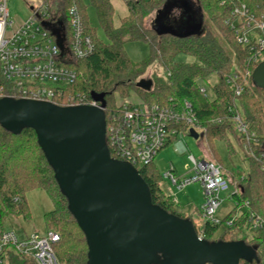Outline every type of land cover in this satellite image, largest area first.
I'll return each instance as SVG.
<instances>
[{"label":"trees","instance_id":"16d2710c","mask_svg":"<svg viewBox=\"0 0 264 264\" xmlns=\"http://www.w3.org/2000/svg\"><path fill=\"white\" fill-rule=\"evenodd\" d=\"M60 1L65 13L72 5H77L84 32L92 38L95 47L87 57L71 63L77 78L68 87L67 93L86 94L90 100L93 92L104 93L108 125L110 113L116 108L117 93L123 98L138 93L146 102L160 105L171 104L170 99L189 101L196 111L198 122L206 129L205 138L215 159L217 151L214 139L228 138L229 131L236 136L249 162V170L234 175L233 179L238 181L240 187L239 193L234 195L235 200L240 205L249 201L251 209L264 219V89L256 86L252 79L245 82V73L250 71L252 75L258 64L247 63L249 50L238 42L236 31L232 28V22L236 19L235 10L243 4L250 13L264 20V0H197L201 14L208 15L215 32L209 27H202L200 34L186 37L159 35L144 23L148 15L168 0H126L129 14L121 19L118 27L114 24L115 8L111 0H88L89 4L84 0ZM90 5L97 11L107 41L98 37L97 30L90 23L87 12ZM180 9L183 11L185 8ZM180 13L176 16L178 22ZM66 27L70 32L68 17ZM128 41L148 43L150 54L141 61L132 60L125 49ZM180 53L192 56L194 61H178ZM157 60L166 78L160 81L153 79L151 90L139 88L136 83ZM233 70L241 75L239 83L244 90L240 94L227 81ZM212 74L217 76L218 81L212 86L214 97L208 98L200 92L198 83ZM57 104L68 105L67 97L58 99ZM237 114L242 115L247 123L250 135L254 134L249 139L248 149L244 148L247 139L236 130L234 117ZM139 172L148 183L155 203L170 213L186 218L175 199L164 190L163 174L159 173L155 160L140 167ZM34 189L46 191L54 202V208L45 214V219L47 231L53 230L59 235V240L54 244L59 260L63 264H87L89 248L85 233L68 208V200L62 194L54 171L38 144L36 132L25 128L21 133L14 134L0 125L1 217L22 216L30 219L26 194ZM195 227L199 232L196 224ZM221 227L205 223L201 228L203 237L210 241L241 240L244 219L222 232ZM245 241L259 250L264 242V231L257 238ZM9 264L36 263L12 252Z\"/></svg>","mask_w":264,"mask_h":264},{"label":"built area","instance_id":"2783aa9c","mask_svg":"<svg viewBox=\"0 0 264 264\" xmlns=\"http://www.w3.org/2000/svg\"><path fill=\"white\" fill-rule=\"evenodd\" d=\"M235 14L232 28L236 31L238 42L249 50L247 63L259 64L264 61V20L250 13L245 4L237 8ZM67 17L70 32L66 27ZM54 32L64 38L63 47ZM94 48L92 38L84 32L82 15L77 5H72L65 13L63 8L52 10L48 2L40 1L29 19L16 24L10 19L7 0L0 1V98H26L57 104L58 99L67 97L68 105H100L93 98L90 100L86 94L67 93L68 87L77 78V72L71 67V63L87 57ZM251 76L250 71L245 73V82ZM240 78L241 75L236 70L227 77L237 94L244 90V86L239 83ZM198 84L200 92L211 98L209 89L212 90V85L209 80L200 79ZM170 101L169 105H160L148 103L136 95L117 97L116 108L110 113V122L107 124V142L111 155L130 162L139 170L152 163L181 133L191 134V129L197 132L198 128L205 132V127L198 122L196 111L189 101ZM234 121L237 132L247 139L244 148L248 149L249 139L254 134L250 135L242 115H235ZM177 146L182 151L187 150L181 141ZM189 162L190 168L181 175L175 172L172 164L163 174V179L168 180L169 189H183L196 183L202 187L204 201L200 208L203 219L201 228L208 222L228 229L234 227L235 222L244 219L240 239L250 241L260 236L264 231V219L251 209L249 201L241 205L236 201L231 211L223 217L218 216L224 202L221 193L229 188L222 164L211 157L198 159L193 154L189 155ZM234 184L231 194L233 199L240 191L238 181ZM167 194L176 201L171 193ZM1 214L2 208L0 264H9L12 252L29 258L36 264H63L54 250V244L59 240L55 231L21 237L15 229L5 227L9 217L2 218ZM198 233L204 238L202 231ZM245 233H250L247 238ZM257 255V260H241L240 264H264V242L257 249Z\"/></svg>","mask_w":264,"mask_h":264},{"label":"water","instance_id":"95a60500","mask_svg":"<svg viewBox=\"0 0 264 264\" xmlns=\"http://www.w3.org/2000/svg\"><path fill=\"white\" fill-rule=\"evenodd\" d=\"M180 7V19L171 21ZM187 0H168L156 11L152 28L179 37L200 34L202 21ZM61 47L64 38L54 32ZM264 89V61L252 73ZM136 85L153 87L152 79ZM100 105H59L26 98H0V125L19 134L36 132L68 208L85 233L87 264H240L258 259L257 247L245 240L201 238L190 218L155 203L150 187L130 162L111 155L107 142V99L92 93ZM195 138L199 134L191 129Z\"/></svg>","mask_w":264,"mask_h":264},{"label":"rangeland","instance_id":"374dc122","mask_svg":"<svg viewBox=\"0 0 264 264\" xmlns=\"http://www.w3.org/2000/svg\"><path fill=\"white\" fill-rule=\"evenodd\" d=\"M187 1L193 8L192 13L194 12L199 20L202 21L203 28L209 27L215 32V28L210 22L208 15L201 14L198 8L197 0ZM38 2L39 1L37 0H7L10 19L16 24L29 19L33 15L34 9L38 6ZM84 2L89 4L88 0H84ZM111 2L114 4L115 8L114 24L116 27H118L120 25L121 19L129 14V8L127 6L126 0H111ZM157 9L145 18L144 23L147 27H152V22L155 19ZM87 12L91 25L97 30L98 37L103 41H107L105 32L100 25L95 7L93 5L88 6ZM179 12H182V9H177V14ZM125 49L127 55L134 61H141L145 59L151 51L150 45L144 41H128L125 45ZM177 60L183 62H193L194 58L190 55L180 53L177 56ZM237 65L239 66V64ZM241 70H243V68H241ZM142 78L152 80L154 79L156 81L166 78V73L159 60L154 62L148 68ZM207 79L212 86L218 81V78L215 74L208 76ZM251 79L252 78H249V81ZM208 87L210 88L209 85ZM209 93L211 94L210 97L213 98L214 95L211 89H209ZM132 95L140 97L138 93H133ZM115 97L117 101V97L120 98L122 96L120 93H117ZM197 133L199 134L198 138L193 137L187 132L181 133L175 141H172L159 153L155 159V165L159 173L165 174V172L170 169L172 164L175 167V172L177 174L181 175L187 172L188 168L191 166L189 162L190 154H193L198 159H206L211 157V149L207 139L205 138L204 130L198 128ZM180 141L186 146V151H182L177 146ZM213 142L217 151V158L215 160L224 167V172L229 183V188L221 193L222 198H224V202L219 209L218 216L223 217L227 212L233 209L236 204V200L231 198V194L235 188V181L233 179L234 175L238 174L239 171L247 172L249 170V162L245 158L244 150L240 146L236 136L231 131L228 132V138H216ZM162 185L164 189H166L167 193H171L176 198L178 208L185 212L186 218L192 217L196 226L201 231L203 219L199 211L204 200V192L202 187L196 183L191 184L183 189H178L176 187L169 189L167 187V179H163ZM26 198L31 212L30 219L27 220L22 216H10L5 222V227L15 229L21 237L31 236L35 233L45 234L48 230L45 214L54 208V202L51 196L42 189H34L27 192ZM234 214L235 212L232 215ZM223 230L224 228L221 227V232ZM245 234V238H247L250 233Z\"/></svg>","mask_w":264,"mask_h":264},{"label":"crops","instance_id":"0c3cea01","mask_svg":"<svg viewBox=\"0 0 264 264\" xmlns=\"http://www.w3.org/2000/svg\"><path fill=\"white\" fill-rule=\"evenodd\" d=\"M29 1H31V0H29ZM37 1H46V0H37ZM38 2V3H39ZM46 2H48L49 3V5H50V7L52 8V10H55V9H59V8H62V3H61V1L60 0H49V1H46ZM62 14V13H61ZM212 153V152H211ZM211 158H214L215 159V157L213 156V154H211ZM204 201V200H203ZM203 203V202H202ZM178 206V205H177ZM232 210V209H231ZM230 210V211H231ZM200 212V211H199ZM228 213V212H227ZM226 213V214H227ZM225 214V215H226ZM200 215H201V213H200ZM224 215V216H225ZM202 217V216H201Z\"/></svg>","mask_w":264,"mask_h":264},{"label":"flooded vegetation","instance_id":"af4514ba","mask_svg":"<svg viewBox=\"0 0 264 264\" xmlns=\"http://www.w3.org/2000/svg\"><path fill=\"white\" fill-rule=\"evenodd\" d=\"M176 16H177V9L174 11V13L171 16V21L174 22L176 20Z\"/></svg>","mask_w":264,"mask_h":264}]
</instances>
